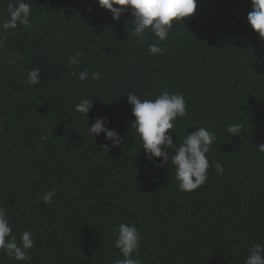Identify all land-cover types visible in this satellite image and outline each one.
<instances>
[{
  "label": "trees",
  "instance_id": "16d2710c",
  "mask_svg": "<svg viewBox=\"0 0 264 264\" xmlns=\"http://www.w3.org/2000/svg\"><path fill=\"white\" fill-rule=\"evenodd\" d=\"M24 2L31 26L0 28V208L17 243L25 230L35 243L31 261L0 251V264H114L124 258L113 238L121 223L142 236L133 257L141 264H245L249 249L264 245V152L256 146L264 144V40L247 21L250 0H196L167 40L148 30L143 42L129 12L114 21L97 0ZM10 3L17 0H0V24ZM151 44L165 51L150 54ZM77 53L84 57L72 68ZM33 67L41 70L35 86L25 83ZM84 69L102 78L70 75ZM164 91L187 106L173 129L177 146L196 127L217 137L207 180L192 192L178 189L169 164L156 166L161 158H146L132 127L127 93L154 100ZM84 98L93 104L88 125L75 111ZM97 117L122 144L89 135ZM53 189L51 204L35 202Z\"/></svg>",
  "mask_w": 264,
  "mask_h": 264
},
{
  "label": "clouds",
  "instance_id": "9594fccd",
  "mask_svg": "<svg viewBox=\"0 0 264 264\" xmlns=\"http://www.w3.org/2000/svg\"><path fill=\"white\" fill-rule=\"evenodd\" d=\"M252 10L247 15V21L251 29L258 33L261 40H264V0H250ZM102 9L109 11L114 21L126 11L133 18L131 23L133 35L144 40L145 33L150 30L158 41L167 40L174 22H182L183 18L190 17L196 10V0H97ZM116 5V7H114ZM9 19L0 28L4 30H15L18 25L31 26V5L24 0H17L15 5L9 4ZM90 10V9H89ZM165 50L159 44L149 45V53L162 54ZM84 54L77 53L70 57L68 64L76 68L83 60ZM41 70L33 67L27 73L25 83L35 86L41 82ZM70 75L77 77L83 82L86 79L99 81L102 74L99 71L90 72L88 69L79 72L73 71ZM127 103L131 105V112L134 120L132 127L135 128L145 156L149 160L161 158L157 167L162 164H169L175 171V179L178 181V189L184 192H192L202 186L208 176L210 167L207 154L211 146L216 142V134L206 127H196V130L187 133L182 142L177 146L173 142L172 134L177 118L187 115V106L182 94L164 91L154 100H141L135 93H127ZM93 104L89 98L80 100L75 105V111L87 117ZM108 121L105 117H97L90 127L89 135L99 137L103 134L104 139L111 141V147L122 144V137L115 130L106 127ZM240 125H230L227 132L233 135L240 133ZM175 134V133H174ZM40 139L46 140L47 136L42 135ZM258 151L264 152V144L256 145ZM105 152L109 151V145H104ZM168 149H171V155ZM212 167L218 175L224 173L223 165L214 162ZM56 195L55 190H49L41 194L37 201L42 200L46 204L53 202ZM114 246L119 249L123 259H117L114 264H141L134 255L138 256L139 244L142 236L135 225L121 223L113 232ZM34 239L30 231L25 230L20 236V242L12 234V228L6 211L0 208V251L16 261H31L29 250L34 247ZM245 264H264V245L254 244L248 251Z\"/></svg>",
  "mask_w": 264,
  "mask_h": 264
}]
</instances>
